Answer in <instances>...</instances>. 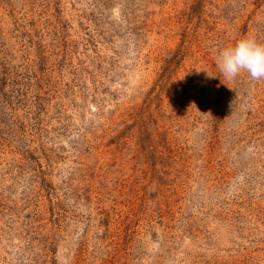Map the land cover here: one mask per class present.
Segmentation results:
<instances>
[{
    "label": "rangeland",
    "instance_id": "obj_1",
    "mask_svg": "<svg viewBox=\"0 0 264 264\" xmlns=\"http://www.w3.org/2000/svg\"><path fill=\"white\" fill-rule=\"evenodd\" d=\"M245 37L264 0H0V264H264Z\"/></svg>",
    "mask_w": 264,
    "mask_h": 264
},
{
    "label": "clouds",
    "instance_id": "obj_2",
    "mask_svg": "<svg viewBox=\"0 0 264 264\" xmlns=\"http://www.w3.org/2000/svg\"><path fill=\"white\" fill-rule=\"evenodd\" d=\"M216 64L226 79H234L241 72H247L251 79L262 80L264 79V43L252 38H241L234 45L219 51Z\"/></svg>",
    "mask_w": 264,
    "mask_h": 264
}]
</instances>
